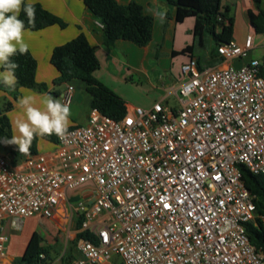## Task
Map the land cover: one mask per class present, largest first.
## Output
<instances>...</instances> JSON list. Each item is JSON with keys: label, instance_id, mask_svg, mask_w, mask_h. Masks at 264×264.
<instances>
[{"label": "built area", "instance_id": "obj_1", "mask_svg": "<svg viewBox=\"0 0 264 264\" xmlns=\"http://www.w3.org/2000/svg\"><path fill=\"white\" fill-rule=\"evenodd\" d=\"M253 49L249 35L218 54L232 62ZM181 73L177 107H135L121 120L91 109L53 150L17 165L0 154V264L6 219L16 231L52 219L81 189L93 199L77 205L81 232L95 241L80 240L71 264H264L247 234L260 216L241 172L264 176V61L202 68L191 58ZM73 96L69 84L62 102Z\"/></svg>", "mask_w": 264, "mask_h": 264}, {"label": "crops", "instance_id": "obj_2", "mask_svg": "<svg viewBox=\"0 0 264 264\" xmlns=\"http://www.w3.org/2000/svg\"><path fill=\"white\" fill-rule=\"evenodd\" d=\"M24 1L31 4H41L46 10L59 17L66 24L65 28L55 25L37 32L26 30L23 38L28 44V49L31 54L38 63L36 72V80L38 83L46 84L49 91L52 89V91L57 92L58 95L60 94L62 98L66 93L69 84L74 87L73 100L69 105L71 111V124L68 129L76 125L77 118H79L77 114L80 113V109L74 108L78 101L82 102L83 105L86 104L83 108V114L86 118L89 117V113L92 109V97L87 92L86 85L77 80L63 85L62 92L53 89V82L59 76V73L51 64V55L54 48L71 41L81 33H83L89 43L96 48V54L100 61V69L95 74L96 78L124 99L129 113L135 107L149 109L158 102H163L169 106L168 99L170 97L177 98L176 93L182 84V79L175 83H170L168 81L167 84L157 87L154 86V83L150 78L146 63H150L154 54L158 52L167 57H174V53L175 57L182 56L181 65L186 63L189 59L195 58L202 68H225L229 65L241 66L248 63L251 59H258L260 61L264 60V34H258L248 18L249 11L254 15L259 13L254 7L253 0H222V5L230 9V15L235 20L233 42L238 45H243L249 35L254 36V50L250 53L249 58L245 61L236 60L232 62H225L220 60L219 57H216L213 53L215 44L211 37H206L186 55H179L178 53L195 43V19L189 18L183 23H177L175 20V7L169 4L167 0H117V2L123 6L128 5L131 2H136L143 8L146 15L151 16L154 19L153 38L145 47H139L129 41L118 40L109 48L105 47L103 44L102 23L86 8L83 0ZM261 8L264 10V1ZM158 13L164 14L163 20L160 19ZM186 38L189 39L191 44L186 46L182 45L176 49L177 41L185 43ZM259 48L261 49V54L255 56L253 52ZM154 71L155 73L161 72L159 69H154ZM161 80L162 76L159 74L158 81L160 82ZM143 83L154 87V90L145 95L143 94L142 98L140 97L138 101L134 95L131 94L129 88L134 86V88L140 90H142V88H147L146 86H143ZM4 87L5 86H0V96L3 94L7 95V93L3 91ZM155 89L159 91V94ZM7 91L10 92V89L7 88ZM29 91L30 89H20V97L28 94ZM36 96L37 100H39V95ZM35 106L40 107V104L37 102ZM14 109L18 110L17 107ZM13 112V110L10 112L11 116L13 115ZM46 148L47 147L44 146V149ZM55 148L56 142L53 143L52 149H47L45 151L47 152ZM5 149L6 153L3 154V156L7 157L9 160H13L14 156L12 155L10 145L5 144ZM92 200L91 194L86 189H81L77 191V193L70 194L68 201L61 204L57 213L50 220L55 224L57 223V220L60 221L62 219L61 216L65 214L64 208L71 205V203H74L77 206L80 201H86V204L90 205ZM80 216L81 215H78L77 223ZM29 219L31 218H28L25 221ZM3 226V234L9 237L6 257L3 264H14L16 260L26 259L32 253L34 254L36 249L49 245L46 244L42 238L37 237L35 241L36 245L34 246L27 242L24 246L18 245L16 247L11 238V232L13 229L11 228L10 219H6ZM79 232H81V228L78 229L77 227V234Z\"/></svg>", "mask_w": 264, "mask_h": 264}, {"label": "trees", "instance_id": "obj_3", "mask_svg": "<svg viewBox=\"0 0 264 264\" xmlns=\"http://www.w3.org/2000/svg\"><path fill=\"white\" fill-rule=\"evenodd\" d=\"M167 1L175 7L177 23H183L189 18L195 19V43L178 53L179 55H186L206 37H211L215 44L213 53L219 57V46L233 41L235 20L230 15V9L222 5V0ZM263 1L253 0L254 7L259 11L257 15L251 11L248 12V18L258 34H264V10L261 8ZM83 2L103 25V44L105 47L113 46L118 40L129 41L139 47H145L152 41L154 19L146 15L143 8L136 2H131L125 6L120 5L117 0H83ZM32 5L35 8V14L31 23L22 10L19 16L24 21L26 30L37 32L55 25L61 28L66 27L63 20L46 10L41 4ZM11 59L18 65L15 71L17 85L15 89H10L15 99L20 89L24 88L40 93L48 92L54 98L58 96L57 92L49 91L46 84L37 82L38 63L29 49L25 54H17ZM219 59L222 60L220 57ZM51 64L59 73L53 82L54 87L63 86L75 80L81 81L86 85V90L92 97V109H98L102 114L115 120H121L126 116L127 107L124 99L96 78L95 74L100 69V61L96 54V48L89 43L83 33L54 48ZM12 110L13 104L11 102L5 103L3 109H0V137H11V127L7 115ZM40 139L50 140L53 143L57 142V137L54 135L43 138L34 136L29 153H21L16 145L9 144L14 156V159L11 160L13 165L19 164L29 156L37 155V145ZM241 172L246 188L256 197L257 215L264 218V176L253 175L246 168H241ZM260 217L256 219L255 224H247L246 230L251 244L264 253V221ZM82 222L83 216L81 215L77 223L78 229L81 228ZM36 239L31 241L32 246L36 245ZM82 239L95 241L88 232H79L73 241L75 248L65 252L62 256V264H71L77 258L76 246ZM47 260V250L38 248L34 254L32 253L26 259L16 260L14 264H49Z\"/></svg>", "mask_w": 264, "mask_h": 264}, {"label": "clouds", "instance_id": "obj_4", "mask_svg": "<svg viewBox=\"0 0 264 264\" xmlns=\"http://www.w3.org/2000/svg\"><path fill=\"white\" fill-rule=\"evenodd\" d=\"M23 5V8H22ZM21 10L31 23L35 8L24 0H0V86L15 89L17 63L11 57L28 52L24 41L26 31L24 21L19 18ZM164 19L163 13H158ZM37 102L40 107L35 106ZM16 107L23 115L13 121L15 132L10 138H0V142L16 145L21 153H29L35 137L56 136L63 139L70 126V106L62 103L60 97H53L48 92L37 96L30 91L19 97Z\"/></svg>", "mask_w": 264, "mask_h": 264}, {"label": "rangeland", "instance_id": "obj_5", "mask_svg": "<svg viewBox=\"0 0 264 264\" xmlns=\"http://www.w3.org/2000/svg\"><path fill=\"white\" fill-rule=\"evenodd\" d=\"M185 40H186L185 43H181L177 41L176 49H178L182 45L186 46L191 44L188 38H186ZM260 50H261L260 48L255 50L253 52L254 55L255 56L260 55L261 54ZM173 56L174 57H167L166 55L162 53L160 54L158 52L154 54L150 63H146L150 78L152 79L154 86L158 87L163 84H167L168 81L170 83H175L181 79L183 80V76L181 73L182 56H178V57H175V55ZM245 60L246 59H244L243 61ZM154 69H159L161 70V72L155 73ZM157 73L161 74L162 76V80L160 82L158 81L159 74ZM143 84H144L143 86H146L147 88H142V90L134 88L135 86L129 88L131 94L134 95V97L137 100L140 99V97L142 98L143 94L145 95L146 93L152 92L154 90V87L148 86L145 83ZM53 89L62 92L63 86H55ZM3 91L7 93V95L3 94L2 96H0V109L2 110L4 104L7 102H11L13 104V111H14L12 113L13 115L11 116V113H8L7 115L11 127V136H12L16 134L13 121L17 118L22 117L23 115L22 111L14 109L16 107V101L21 94L19 92L17 98L15 99L13 95L10 94L11 92H8L7 89H4ZM50 91H52V89ZM155 91H157L159 94L158 90L155 89ZM30 92L34 95L40 94V92L32 89H30ZM57 97H60L62 101V97L60 96V94ZM168 104L169 106L177 107L179 106V101L177 100L176 97H170L168 99ZM84 105L86 106V104ZM84 105L80 101H78L75 104L74 108L80 109V113L77 114L79 118H77V123L73 127L84 126L87 124L88 118H86L85 115L83 114ZM0 138H4V137H0ZM38 142H39L37 145L38 154L44 153L46 152L45 150L47 149L49 150L53 148V142H51L50 140L40 139ZM5 144L6 143L0 142V154L2 155L6 153ZM44 146H46L47 148L44 149ZM77 191L79 190L69 191V195L73 193H77ZM76 209L77 206L74 203H71V205L65 207L64 208L65 214L61 216L62 219L60 221L57 220L56 224L50 219L41 218V217H33L25 221L21 230L19 231L12 230L11 238L13 240V243L15 244L16 247L18 245L24 246L27 242H29L30 244L32 239H35L37 237L42 238L46 244H49L46 245L45 247H42L48 252L47 261L49 262V264H62V256L65 254V252L75 248V245H73V241L75 240L77 234V218L78 215L82 214ZM75 252L78 258L79 253L77 252V250H75ZM112 261L114 264H116L117 262L121 263V258L117 255H113Z\"/></svg>", "mask_w": 264, "mask_h": 264}]
</instances>
